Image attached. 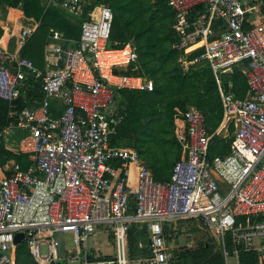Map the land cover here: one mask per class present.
I'll return each instance as SVG.
<instances>
[{
    "label": "built area",
    "instance_id": "obj_1",
    "mask_svg": "<svg viewBox=\"0 0 264 264\" xmlns=\"http://www.w3.org/2000/svg\"><path fill=\"white\" fill-rule=\"evenodd\" d=\"M92 2L42 0L46 9L84 18L78 47H65L64 33L52 34L44 72L21 57L38 23L21 30L16 50L0 41V100L10 105L0 144L12 133H24L18 147L8 149L30 158L26 171L15 160L1 168L0 264H15L18 234H24L23 243L35 264H62L55 235L65 232L74 233V248L66 247L69 262L173 264L175 244L167 241L164 228L180 219H195L213 231L226 264L228 234L233 235L238 260L240 247L264 254L262 5L243 0H168L175 14L173 49L181 55V68L189 73L195 65H208L219 89L222 125L233 132L229 152L211 158L216 133L209 132L204 114L196 107L178 111L185 128L176 132L183 156L171 181L164 184L154 179L136 148L112 145L121 123L116 91L150 93L155 84L141 75L133 42L109 47L114 15L108 6L85 18ZM235 67L247 81L244 100L234 95L231 81L228 86L224 82ZM27 72L42 77L45 98L20 108L17 101ZM132 196L136 213L129 215ZM240 218L256 219L255 225L238 228ZM133 223L148 227L149 258L129 257ZM105 226L111 227L117 256L100 260L87 249V242Z\"/></svg>",
    "mask_w": 264,
    "mask_h": 264
},
{
    "label": "trees",
    "instance_id": "obj_2",
    "mask_svg": "<svg viewBox=\"0 0 264 264\" xmlns=\"http://www.w3.org/2000/svg\"><path fill=\"white\" fill-rule=\"evenodd\" d=\"M6 6L19 10L23 16L39 24L35 35L22 49L21 57L33 62L41 71L45 65V50L55 31L64 33L65 38L76 47L82 36V19H76L56 8L46 9L42 0H0V8ZM100 6H108L114 15L110 48H120L133 42L139 54L141 75L149 77L155 84L153 92L116 91L118 113L121 123L112 145L119 148H136L144 164L149 167L154 179L159 183H169L173 168L183 156V149L177 140V131H185L180 125L178 111L188 107L198 108L205 116L209 132L213 134L223 122V109L218 85L211 69L205 63L195 65L189 73H184L179 63L180 54L173 49L176 36L173 31L175 14L168 0H93L85 18L88 20L92 11ZM3 30H0V38ZM199 55L196 54V56ZM130 74V73H125ZM239 100H244L248 93L245 76L239 67H235L230 76L225 78ZM45 94L42 90V77L27 72V79L17 101L20 108L31 107L34 102H42ZM10 105L0 100V130L8 125ZM231 136L228 139H214L209 155L211 158L229 152ZM7 136L0 144L1 168L15 160L23 171L30 166V158L17 155L9 147H18L24 133ZM136 213L134 196L130 199L129 215ZM256 219L240 218L237 227L254 226ZM165 225L167 241L171 243L174 229ZM129 257L132 261L151 257V239L148 227L133 223L128 233ZM236 245L233 235L228 234L226 250L234 256ZM239 251L240 264H264V254L256 251ZM97 257L105 259L101 255ZM94 260L93 256H89ZM15 264H35L30 251L23 243L16 248ZM173 264H226L221 245L214 238L200 243L195 248L182 247L178 250Z\"/></svg>",
    "mask_w": 264,
    "mask_h": 264
},
{
    "label": "rangeland",
    "instance_id": "obj_3",
    "mask_svg": "<svg viewBox=\"0 0 264 264\" xmlns=\"http://www.w3.org/2000/svg\"><path fill=\"white\" fill-rule=\"evenodd\" d=\"M41 71L44 70L45 65L42 64ZM19 139V134H16ZM13 148L14 147H9ZM12 149V150H13ZM168 230L174 229L171 235V244H175V249L179 250L182 247L195 248L200 243L207 242L209 238H214L218 242L215 233L210 230L203 229L199 221L195 219H180L173 220L168 223ZM111 227H101L98 232L87 242V249L96 252L105 259H111L117 256V249L113 243L111 236ZM66 247L68 249L74 248V233L65 232L63 234ZM238 259L236 256L229 255L228 264H237ZM64 264V262L62 263ZM69 264H80L79 261L69 262Z\"/></svg>",
    "mask_w": 264,
    "mask_h": 264
},
{
    "label": "crops",
    "instance_id": "obj_4",
    "mask_svg": "<svg viewBox=\"0 0 264 264\" xmlns=\"http://www.w3.org/2000/svg\"><path fill=\"white\" fill-rule=\"evenodd\" d=\"M243 1H245L246 3H250V4H255V5L261 4L262 14L259 20H264V0H243ZM35 24L37 25V22L35 20L26 18L25 16H23V14L19 10L10 9V8H7L6 6H3L2 8H0V30H3V36L0 38V41H2L3 44H9L8 48L10 51L16 50V48L18 47L17 45L20 39L21 30L25 27L33 26ZM50 43H51V38H50ZM72 44L73 42L68 40V42L65 43L64 46L71 47V48L78 47V44L76 47H72ZM45 53H46V50H45ZM44 71H45V68L43 71H40V72H44ZM55 105H57V103H55ZM215 133L216 135L214 139L218 138L220 140H224V139H228L231 136V129H229L226 125L223 126L221 124V126L216 130ZM227 153L228 152L223 153L222 155H225ZM165 225H168V223ZM237 264H240L239 260Z\"/></svg>",
    "mask_w": 264,
    "mask_h": 264
},
{
    "label": "water",
    "instance_id": "obj_5",
    "mask_svg": "<svg viewBox=\"0 0 264 264\" xmlns=\"http://www.w3.org/2000/svg\"><path fill=\"white\" fill-rule=\"evenodd\" d=\"M24 234H18L15 237V245L18 247L19 245L23 244V240H24ZM55 238L58 242V250H59V255L60 257L63 259L64 264H69V261L67 259V250H66V245H65V241H64V236L62 233H57L55 235ZM173 244H171L172 246ZM167 246L169 247L170 244L168 243ZM174 255L175 257H178V250L174 249Z\"/></svg>",
    "mask_w": 264,
    "mask_h": 264
}]
</instances>
